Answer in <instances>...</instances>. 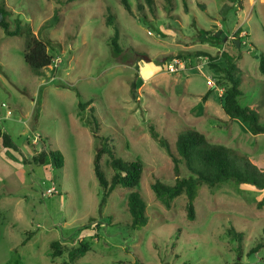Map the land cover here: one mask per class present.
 I'll return each instance as SVG.
<instances>
[{
	"label": "rangeland",
	"instance_id": "1",
	"mask_svg": "<svg viewBox=\"0 0 264 264\" xmlns=\"http://www.w3.org/2000/svg\"><path fill=\"white\" fill-rule=\"evenodd\" d=\"M4 1L14 18L52 41L54 59L36 75L24 58L26 38L0 29V131L17 145L4 149L0 140V264H264V190L234 180L203 183L190 220L185 194L168 205L152 189L156 180L174 184L190 174L181 165L177 175L153 127L174 152L178 135L194 128L264 166V133L228 117L210 57L199 53L224 67L233 39L242 38L239 101L256 108L264 124V0H239L226 20L220 11L229 0H130L131 11L120 0ZM56 10L59 22L39 32ZM173 58L183 63L177 72L168 70ZM106 144L113 154H103L100 170L109 181L112 156L139 161L144 171L137 187L118 186L103 204L94 162ZM41 150H60L64 166L50 156L36 163ZM52 186L57 191L48 195ZM134 191L147 204L141 229L131 226ZM58 243L61 255L53 257ZM81 243L90 249L71 261Z\"/></svg>",
	"mask_w": 264,
	"mask_h": 264
},
{
	"label": "trees",
	"instance_id": "2",
	"mask_svg": "<svg viewBox=\"0 0 264 264\" xmlns=\"http://www.w3.org/2000/svg\"><path fill=\"white\" fill-rule=\"evenodd\" d=\"M76 0H68L73 2ZM172 1V0H167ZM232 2L226 3L222 6L220 14L224 20L227 19V13L235 9L239 0H229ZM124 7L131 11L130 0H120ZM149 6H153L154 0H146ZM60 20L58 10L55 11L52 18H50L42 27L39 32H43L47 28H53ZM113 15L109 16V25L113 24ZM0 29L4 31L7 36H24L26 38L25 44V61L33 69L34 73L38 76L43 74L44 69L48 68L54 59L51 51L54 50V45L51 40H43L37 37L33 32L32 26L28 23H23L19 17H13L12 10L7 6L4 0H0ZM118 31L112 38V45L116 52L120 51L118 43ZM238 41L243 42L242 38L233 39L230 46L234 50V54H224L227 60L226 66H221L214 61L216 56L209 54V52L200 51V54L209 55V67L216 72L214 87L222 88L224 92L220 95V101L224 112L231 120L241 119L247 123L251 132L254 135L264 133V124L260 122V112L249 105H242L239 97L243 94L241 85L243 82V69L238 66L237 61L241 59ZM260 71L264 74V53L260 54ZM213 88L209 89L203 96L208 99L212 93ZM77 95L80 96L79 91ZM80 107L85 109L86 105L80 102ZM90 112L93 114L92 127L95 129L94 124L99 126L94 113V107H90ZM152 136L155 140L159 141L162 147L165 148L169 156L174 162V170L179 175L180 166L184 165L190 172L189 176L177 177L174 184H167L161 180H156L152 184L156 196L164 200L168 205L170 201L176 197L186 195V210L187 217L190 220L196 218L195 200L198 196L199 186L203 183L209 186H216L217 184L234 180L238 183L251 184L258 189L264 190V166L256 163L249 155L243 154L237 149L221 143H214L210 141L207 136L197 129L190 128L178 135L176 141V152H174L169 142L162 137L159 133L152 128ZM3 143L6 147H17L10 135L4 134ZM109 152L113 154L112 149L108 148V144L99 147L95 158V172L101 184L105 189L103 204L106 202L107 197L118 186L126 188H135L139 185L144 166L139 161H123L120 158L112 156L111 166L115 169L112 179L109 181L100 170V162L103 154ZM53 159L56 167H63L65 164L64 154L60 150H52L49 153L45 151H36L34 161L39 164H45L48 157ZM1 198L0 193V221L2 218L1 213ZM147 204L140 198L137 191L131 192L128 196V209L132 215V228L141 229L148 223L146 215ZM30 237V236H29ZM235 239L242 240L241 233H233ZM59 243L55 244V249L52 251L53 257L61 255ZM90 246L85 243L70 252V260L75 261L77 258L83 256L88 252Z\"/></svg>",
	"mask_w": 264,
	"mask_h": 264
},
{
	"label": "built area",
	"instance_id": "3",
	"mask_svg": "<svg viewBox=\"0 0 264 264\" xmlns=\"http://www.w3.org/2000/svg\"><path fill=\"white\" fill-rule=\"evenodd\" d=\"M183 66L182 61L179 58H173L168 63V70L171 72H177L181 67ZM1 107H8V104L6 102L1 103ZM56 187L52 186L48 189V195H52L53 193H56Z\"/></svg>",
	"mask_w": 264,
	"mask_h": 264
},
{
	"label": "crops",
	"instance_id": "4",
	"mask_svg": "<svg viewBox=\"0 0 264 264\" xmlns=\"http://www.w3.org/2000/svg\"><path fill=\"white\" fill-rule=\"evenodd\" d=\"M208 100V99H207ZM2 131H0V140H2V138H3V136H2ZM4 145V144H3ZM4 147V149H7V148H9V147H6V146H3ZM253 160H256V159H253ZM28 240H30V239H28ZM27 242V241H26ZM26 242H24V244L26 243Z\"/></svg>",
	"mask_w": 264,
	"mask_h": 264
},
{
	"label": "water",
	"instance_id": "5",
	"mask_svg": "<svg viewBox=\"0 0 264 264\" xmlns=\"http://www.w3.org/2000/svg\"><path fill=\"white\" fill-rule=\"evenodd\" d=\"M239 45H240V41H238V47H239ZM148 58V57H147Z\"/></svg>",
	"mask_w": 264,
	"mask_h": 264
}]
</instances>
